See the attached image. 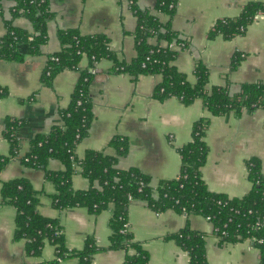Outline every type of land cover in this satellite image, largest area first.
I'll return each instance as SVG.
<instances>
[{"label":"crops","instance_id":"crops-1","mask_svg":"<svg viewBox=\"0 0 264 264\" xmlns=\"http://www.w3.org/2000/svg\"><path fill=\"white\" fill-rule=\"evenodd\" d=\"M15 0H0V38L6 30V20L12 19L10 7ZM248 1L264 0H177L172 17L159 14L168 21L171 30L187 37L188 46L178 50L171 64L194 81L193 70L202 63L208 70L207 89L227 85L231 92L247 82L264 83V13L259 12L245 32L224 38L211 35L213 23L225 17L239 15ZM52 16L46 21L47 39L40 52L30 55L24 47L20 60L0 58V86L7 95L0 96V155L10 153L4 136L5 119L14 117L24 123L17 130L20 145L18 155L29 149V140L35 133H47L61 122L59 111L68 107L70 96L79 78V70L87 66L83 57L78 70L66 68L45 84L43 69L49 55L60 50L58 32L74 28L80 34H102L116 58L130 61L135 55L137 19L129 0H47ZM156 0H135L139 9L155 12ZM14 25L32 31L23 16H14ZM239 55V64L231 69L233 56ZM112 62L103 58L96 64V72L89 85L93 119L88 132L75 146L77 157L86 150H96L115 156L110 145L113 137L126 138V152L118 156L116 166L122 169L136 167L151 178L152 185L162 179L177 176L180 155L177 148L190 140L192 123L208 117L205 132L207 156L201 167L202 179L208 190L240 197L251 187L246 162L251 157L260 161L264 174V110L243 109L211 115L200 98L185 105L177 97L159 100L153 96L160 74H138L111 71ZM64 166L57 159L47 162L49 170ZM24 177L38 193L37 210L44 216L58 218L62 225L65 245L79 250L87 237H92L101 249L93 254L90 264H121L126 251L110 248L109 219L112 205L97 213L86 207L70 206L57 210L51 204L54 186L45 177L43 168L25 166L16 157H10L0 168V187L3 181ZM73 189H87L91 183L79 170L71 176ZM128 225L134 240L148 255V264H188L187 252L176 243L174 235L185 227L202 232L205 240L207 264H258L259 251L247 240L221 242L213 224L204 216L167 209L155 212L145 201L129 204ZM15 208L3 201L0 194V264H44L54 256V247L44 241L40 255L27 252L24 239L14 238ZM56 264H77L74 257L60 259Z\"/></svg>","mask_w":264,"mask_h":264},{"label":"trees","instance_id":"trees-1","mask_svg":"<svg viewBox=\"0 0 264 264\" xmlns=\"http://www.w3.org/2000/svg\"><path fill=\"white\" fill-rule=\"evenodd\" d=\"M129 7L137 19L135 34V55L126 62L115 57L108 47V39L102 34H80L77 29L68 28L58 32L61 42L59 51L49 55L43 69L42 81L49 84L61 70L79 68V63L86 57L88 63L79 70V78L70 96L67 108L59 111L61 122L50 127L47 133H35L29 140V149L18 155L20 145L17 130L24 123L23 119L7 117L4 136L10 145L7 156L0 155V168L10 157L18 158L26 167L43 168L45 177L54 186L51 204L57 210L70 206L86 207L97 213L112 205L109 219L111 234L110 248L126 251L121 264H148L147 253L134 240L128 226L127 209L131 202L145 201L155 212L167 209L188 214H198L208 218L214 227V233L221 242L250 240L259 251L258 264H264V174L260 161L251 157L246 162L251 187L240 197H230L224 193L208 190L202 179L201 167L207 156L205 132L209 118H198L192 123L190 140L179 146L180 167L177 176L162 179L152 185L151 178L136 167L122 169L116 166L118 156L127 149L126 138L116 136L110 141L116 155H105L96 150H86L82 158L77 157L75 146L86 136L93 113L89 96V85L93 74L87 71L95 67L101 59L112 62L111 71L138 74H160L161 81L155 86L153 96L159 100L177 97L185 105L200 98L205 109L211 115H223L241 110H264V83L247 82L231 92L226 85H214L207 89L208 70L201 62L193 70L194 81H188L185 74L176 70L171 61L178 50L185 49L188 41H182L179 33L162 21L159 14L172 17L177 0H156L155 12L139 9L135 0H129ZM3 6L0 2V14ZM12 19L6 20L5 33L0 38V58L20 60L24 47L27 53L35 55L46 42V21L52 16L47 0H15L10 7ZM259 12L264 13V3L248 1L239 15L216 20L211 35L229 38L245 32L249 23ZM14 16H23L31 24L32 31L20 28L13 23ZM171 42L183 43L180 49L169 47ZM233 56L231 69H235L240 60ZM7 95V89L0 86V96ZM57 159L62 162L60 170H49L47 162ZM79 170L91 183L87 189H73L71 176ZM3 201L15 208L14 238L24 239L28 253L38 256L45 240L54 247V256L44 264H56L58 260L74 257L77 264H90L93 254L101 248L92 237H87L79 250L69 249L65 245L62 225L58 218L42 215L38 210V193L28 179L16 177L3 181L0 187ZM259 222L261 226H256ZM174 239L188 254V264H207L205 240L202 232L187 227L175 234ZM260 240V241H259Z\"/></svg>","mask_w":264,"mask_h":264},{"label":"built area","instance_id":"built-area-1","mask_svg":"<svg viewBox=\"0 0 264 264\" xmlns=\"http://www.w3.org/2000/svg\"><path fill=\"white\" fill-rule=\"evenodd\" d=\"M129 3H130V1H129ZM179 38L182 40V41H187V37L186 36H184V35H180L179 34ZM181 45H183V43H175V42H171L170 44H169V47L170 48H173V49H180V47H181ZM96 67V66H95ZM95 67H93V66H89L88 68H87V71L89 72V73H91V74H95V70H96V68ZM208 219V218H207ZM255 225L256 226H261V224L259 223V222H256L255 223ZM125 226H128L129 227V225H127V224H125ZM213 229H214V227H213ZM254 239H255V237H251L250 238V240H248L247 239V241H249V242H251V241H254ZM256 240V239H255ZM260 241V240H259Z\"/></svg>","mask_w":264,"mask_h":264}]
</instances>
